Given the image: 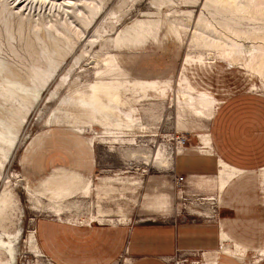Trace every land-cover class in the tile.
I'll return each mask as SVG.
<instances>
[{"label": "rangeland", "instance_id": "rangeland-1", "mask_svg": "<svg viewBox=\"0 0 264 264\" xmlns=\"http://www.w3.org/2000/svg\"><path fill=\"white\" fill-rule=\"evenodd\" d=\"M0 4V264H123L134 224L171 222L227 237L171 264H264V0ZM202 99L210 154L175 119ZM221 154L241 172L219 189Z\"/></svg>", "mask_w": 264, "mask_h": 264}, {"label": "crops", "instance_id": "crops-1", "mask_svg": "<svg viewBox=\"0 0 264 264\" xmlns=\"http://www.w3.org/2000/svg\"><path fill=\"white\" fill-rule=\"evenodd\" d=\"M175 94L171 100L175 98ZM204 100V99H202ZM201 103V110H190L187 109L184 112L178 113L175 108V119H177L178 127L182 126L183 121L187 115H191L197 119L200 123L198 126L202 132L199 138V147H197V152L202 154H210L212 151L211 141L207 133H203L206 130V125L213 118L216 108L213 109V106L210 103ZM214 103H216L214 101ZM176 124V122H175ZM206 132V131H205ZM215 151V149H213ZM180 153V152H175ZM219 157V162L215 163L213 159L204 158L205 164L203 168H195L191 165L194 164V160L184 159L182 156L176 158V172L179 175H185V180H190L193 177H202L205 182L212 181L214 176L212 174L199 175L198 173H212L214 171V163L218 165V172L215 175L216 185L219 189L223 188L227 182L233 179L236 172H241V170L229 166L226 162V156L221 154ZM197 160V159H196ZM200 160V159H199ZM207 160V161H206ZM155 162H159L155 160ZM161 165L157 166L156 163H153L155 168L166 171H173L174 161H161ZM190 162V164H189ZM231 163V162H229ZM155 164V165H154ZM188 164L189 166H186ZM150 212L159 216L167 217L168 206L162 204L159 201H153L149 207ZM199 214V213H198ZM200 215V214H199ZM149 220V219H147ZM118 226H121L122 223H117ZM123 226V225H122ZM219 232V231H218ZM131 241H130V237ZM127 250L123 257V264H171L173 257L179 250H201L209 251L205 253H216L215 245H221L224 247V243L227 241L226 235L221 232L217 234L216 239V230L213 226L200 227V225H191V224H180V223H166L161 225H139L134 224L131 228V231L128 235ZM227 253L224 248L220 252ZM204 253V255H205Z\"/></svg>", "mask_w": 264, "mask_h": 264}, {"label": "bare ground", "instance_id": "bare-ground-1", "mask_svg": "<svg viewBox=\"0 0 264 264\" xmlns=\"http://www.w3.org/2000/svg\"><path fill=\"white\" fill-rule=\"evenodd\" d=\"M15 2H18V0H15ZM251 1H249V3H250ZM20 3V2H19ZM18 3V4H19ZM248 3V2H247ZM1 5V4H0ZM0 17L2 18V20L4 19V21L6 22V18L8 17V20H9V17L10 18H12L13 17V19H14V16H12L11 14H10V12H9V10H8V8L7 7H5V6H2V7H0ZM3 21V22H4ZM18 21V25H19V27H20V29L22 28L21 27V23H20V20L18 19L17 20ZM11 26V25H10ZM9 26V27H10ZM4 27H6V25L4 26ZM7 28V27H6ZM13 28V27H12ZM17 29H18V27H17ZM6 30V29H5ZM5 30H4V32H5ZM19 31V30H18ZM21 31V30H20ZM7 32V31H6ZM16 34V33H15ZM249 41V40H248ZM207 42V41H206ZM29 44V43H28ZM196 45V44H195ZM198 45V44H197ZM238 45V44H237ZM28 46V45H27ZM52 46V47H51ZM50 47L51 48H55V45H54V43H53V45H51ZM207 46V45H206ZM29 47H30V45H29ZM49 48V47H48ZM57 49V48H56ZM262 49V48H261ZM216 50V49H215ZM255 51V50H254ZM254 57H256V56H254ZM260 57H258L257 58V61H260V59H259ZM256 60V59H255Z\"/></svg>", "mask_w": 264, "mask_h": 264}, {"label": "built area", "instance_id": "built-area-1", "mask_svg": "<svg viewBox=\"0 0 264 264\" xmlns=\"http://www.w3.org/2000/svg\"><path fill=\"white\" fill-rule=\"evenodd\" d=\"M180 180H182V179L180 178Z\"/></svg>", "mask_w": 264, "mask_h": 264}]
</instances>
